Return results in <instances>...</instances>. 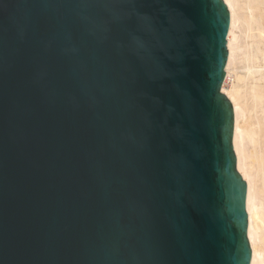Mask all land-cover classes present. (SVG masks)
Wrapping results in <instances>:
<instances>
[{
  "label": "water",
  "instance_id": "obj_1",
  "mask_svg": "<svg viewBox=\"0 0 264 264\" xmlns=\"http://www.w3.org/2000/svg\"><path fill=\"white\" fill-rule=\"evenodd\" d=\"M223 0H0V264H250Z\"/></svg>",
  "mask_w": 264,
  "mask_h": 264
},
{
  "label": "bare ground",
  "instance_id": "obj_2",
  "mask_svg": "<svg viewBox=\"0 0 264 264\" xmlns=\"http://www.w3.org/2000/svg\"><path fill=\"white\" fill-rule=\"evenodd\" d=\"M230 13L221 91L234 111L233 149L247 185L250 264H264V0H223Z\"/></svg>",
  "mask_w": 264,
  "mask_h": 264
}]
</instances>
